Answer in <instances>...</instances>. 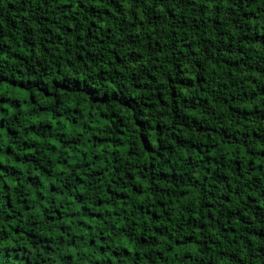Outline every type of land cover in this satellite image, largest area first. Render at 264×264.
Returning <instances> with one entry per match:
<instances>
[{
	"label": "trees",
	"instance_id": "1",
	"mask_svg": "<svg viewBox=\"0 0 264 264\" xmlns=\"http://www.w3.org/2000/svg\"><path fill=\"white\" fill-rule=\"evenodd\" d=\"M0 264H264V0H0Z\"/></svg>",
	"mask_w": 264,
	"mask_h": 264
}]
</instances>
